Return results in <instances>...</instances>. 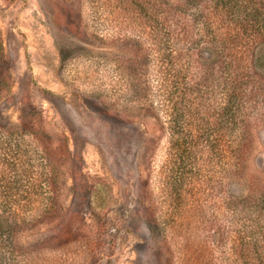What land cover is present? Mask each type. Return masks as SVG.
Returning <instances> with one entry per match:
<instances>
[{
	"label": "rangeland",
	"instance_id": "1",
	"mask_svg": "<svg viewBox=\"0 0 264 264\" xmlns=\"http://www.w3.org/2000/svg\"><path fill=\"white\" fill-rule=\"evenodd\" d=\"M128 5L127 0H0V118L20 123L26 100L43 116L41 143L67 145L70 153L58 165L57 192H41L55 214L17 233L20 256L29 260L24 264H193V253L202 264H222L228 246L219 247V231L194 224L193 234L196 204L206 216L215 209L221 219L228 206L239 203L225 198L229 192L245 201L254 193L264 196L261 114L243 170L226 176L222 162L217 169L221 191L227 190L220 198L204 200L205 186L194 189L201 200L193 199V185L180 191L176 181L195 175L197 184L205 167L193 171L183 162L185 156L171 145V115L144 108L137 89L134 94L127 86L128 72L145 68L132 63L139 34L122 23L119 9ZM251 53L261 110L263 44L257 55L255 49ZM220 58L215 48L201 51L197 75L220 72ZM150 208L161 224H154Z\"/></svg>",
	"mask_w": 264,
	"mask_h": 264
},
{
	"label": "trees",
	"instance_id": "2",
	"mask_svg": "<svg viewBox=\"0 0 264 264\" xmlns=\"http://www.w3.org/2000/svg\"><path fill=\"white\" fill-rule=\"evenodd\" d=\"M127 1V8H119L122 23L139 34L134 35L137 46L132 63L145 65L144 73L128 72L127 86L134 94L137 89L144 108L171 115L168 129L175 139L171 145L181 152L180 157L185 156L183 162L187 160L193 171L205 167L197 184L195 175L176 181L180 191L193 185V199L201 200L194 189L205 186L207 194L204 191L201 197L214 202L227 191H221L217 178L221 162L226 176L239 175L253 126L260 114L264 116V105L257 110L260 94L252 86L255 80L249 66L251 52L255 49L257 55L264 46V0ZM207 47L220 52L221 70L198 76L201 51ZM139 82L142 86L134 85ZM23 104L20 123L0 118V264L28 263L17 248V233L55 214L53 202L44 204L41 192L43 188L57 192L58 165L70 154L67 145L47 148L41 143L43 116L28 101ZM146 149L149 157L150 145ZM175 186L173 191L179 195ZM225 198L239 203L228 206L221 219L215 209L206 216L203 206L196 204L193 234L197 231L194 224L219 231V247L228 246L222 264H264V196L254 193L245 201L229 192ZM149 211L154 224H161L157 210ZM198 257L193 253V264L199 262Z\"/></svg>",
	"mask_w": 264,
	"mask_h": 264
}]
</instances>
